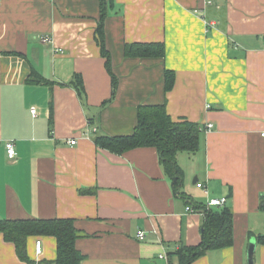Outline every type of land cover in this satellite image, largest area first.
<instances>
[{
  "label": "crops",
  "instance_id": "1",
  "mask_svg": "<svg viewBox=\"0 0 264 264\" xmlns=\"http://www.w3.org/2000/svg\"><path fill=\"white\" fill-rule=\"evenodd\" d=\"M103 3L101 23L102 0H0V219H74L82 264H179L175 251L201 240L199 206L227 197L232 245L192 264H247L251 239L264 232V0ZM155 42L164 57L125 53L127 43ZM166 69L175 74L169 90ZM32 70L48 82L29 83ZM163 103L174 120L201 126L198 150L177 156L186 197L156 148L116 153L95 142L132 133L141 105ZM27 246L33 259L57 257L53 236ZM254 263L264 264L261 242ZM0 264H28L2 233Z\"/></svg>",
  "mask_w": 264,
  "mask_h": 264
},
{
  "label": "trees",
  "instance_id": "2",
  "mask_svg": "<svg viewBox=\"0 0 264 264\" xmlns=\"http://www.w3.org/2000/svg\"><path fill=\"white\" fill-rule=\"evenodd\" d=\"M102 0L101 23L106 15V8ZM99 41L101 50L106 56V64L110 70V56L105 49L102 25L99 26ZM127 55L147 57L165 56L163 43H127ZM175 79L174 71L166 69L165 88H172ZM32 84L48 82L37 71L32 70L27 78ZM76 84H81V78L76 76ZM116 77L112 75V85L116 88ZM201 126L185 118L174 120L168 113L167 105L144 104L138 109V124L135 130L127 135H96L95 142L98 146L107 148L116 153L141 146L157 149L160 162L164 171L170 178L175 194H181L184 188V169L178 162L180 152H195L200 144ZM208 204L200 205L203 211V225L201 240L194 245H182L175 253L179 257V264H192L194 260L205 254L210 249L229 247L233 243V214L225 205L219 206L218 211ZM260 208L264 212V195L260 199ZM0 233L6 241L15 245L18 257L28 264H82L85 255L76 247L79 231L75 220L72 218H17L0 219ZM31 236H53L57 242V257L55 260H36L28 253V239ZM257 241L264 244V232L257 236ZM39 240V239H38Z\"/></svg>",
  "mask_w": 264,
  "mask_h": 264
},
{
  "label": "built area",
  "instance_id": "3",
  "mask_svg": "<svg viewBox=\"0 0 264 264\" xmlns=\"http://www.w3.org/2000/svg\"><path fill=\"white\" fill-rule=\"evenodd\" d=\"M208 2L210 4H212L214 2V0H208ZM42 41L44 42H51V36L50 35H43L41 37ZM31 112L34 116L37 115V108L36 107H32ZM213 127L212 123H207L206 128L207 129H211ZM97 131V128H89L86 131V135H89L91 133H94ZM264 136V133H263ZM78 142V140L76 138L74 139H70L69 143L70 144H76ZM6 148H7V152H8V156L10 158H14L16 156V149H15V141L14 140H8L6 141ZM198 187H202L203 184L198 182L197 183ZM227 202V197H212L208 200L207 204L209 206H213V207H219V206H223L225 205ZM191 207H188V210H190ZM137 238L139 240H143L146 238V232L142 229L138 230L137 232ZM35 251L37 255H40L42 252V242L41 240H37L35 243ZM163 256V255H162Z\"/></svg>",
  "mask_w": 264,
  "mask_h": 264
},
{
  "label": "water",
  "instance_id": "4",
  "mask_svg": "<svg viewBox=\"0 0 264 264\" xmlns=\"http://www.w3.org/2000/svg\"><path fill=\"white\" fill-rule=\"evenodd\" d=\"M197 181V178L194 180V182ZM257 238L253 237L249 243L248 246V254H247V264H255L254 263V253L257 246Z\"/></svg>",
  "mask_w": 264,
  "mask_h": 264
}]
</instances>
